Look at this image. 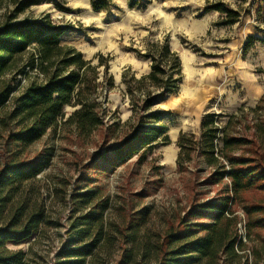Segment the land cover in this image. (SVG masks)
<instances>
[{
  "label": "rangeland",
  "instance_id": "1",
  "mask_svg": "<svg viewBox=\"0 0 264 264\" xmlns=\"http://www.w3.org/2000/svg\"><path fill=\"white\" fill-rule=\"evenodd\" d=\"M91 1L39 0L16 19L47 17L65 28L60 37L63 45L79 51L91 65L104 62L97 70L103 83L98 101L105 126L88 137L77 136L70 126L59 127L21 155L20 161H26L49 154L48 166L32 184L31 197L38 198L45 212L41 229L24 243L8 245L27 255L25 264H57L66 245L84 244L72 226L98 203H105L104 220L110 228L123 217L127 222L135 212L149 210L135 243L99 248L101 260L95 264H123L128 251L132 256L127 264H156L153 248L159 233L180 228L192 206L222 198L229 184L227 178L218 183L212 180L216 168L196 151H189V160L186 152L178 156L179 135L199 140L204 117L215 118L219 137L226 134L242 141L233 152L235 157L264 167V0H107L108 7L96 11ZM215 6L235 12L236 20L230 23L231 17L215 11ZM11 8L10 0H0V23ZM161 46H167L181 65L177 89L157 99L152 108L166 112L160 123L167 129L168 141L157 142L112 172L100 171L96 167L99 156L109 158L110 149L123 142L137 120L125 82L149 73L151 61L146 56H154L153 47ZM28 56H23L22 64L29 61ZM24 67L25 74L16 73L13 80L15 92L42 78L39 70ZM109 78L113 86L107 88L104 83ZM135 93L141 96L139 90ZM74 109L64 108L62 122ZM6 141L0 138L2 162L10 154ZM220 161L228 171V162ZM87 190L96 194L90 204L82 203L78 195ZM244 198L264 204V194L258 192L246 193ZM234 206L238 233L246 242L247 218L239 203ZM260 233L264 235V230ZM145 242L152 248L149 252Z\"/></svg>",
  "mask_w": 264,
  "mask_h": 264
},
{
  "label": "trees",
  "instance_id": "2",
  "mask_svg": "<svg viewBox=\"0 0 264 264\" xmlns=\"http://www.w3.org/2000/svg\"><path fill=\"white\" fill-rule=\"evenodd\" d=\"M10 3L12 8L0 23V138L7 140L6 149L10 153L8 160L0 161V264H25L27 255L10 250L8 245L24 243L41 229L45 212L38 198L31 197L32 184L48 166L49 154L26 161H20L21 155L59 127L70 126L77 136L88 137L105 126L104 109L98 101L102 91L99 86L103 83H99L97 70L104 62L91 65L79 51L63 45L60 37L65 28L54 25L47 17L16 21L39 0H10ZM108 5L107 0L91 1L95 11L104 10ZM213 9L231 17L230 23L236 20L233 11L221 6ZM153 49L155 55L146 56L151 61L149 73L125 82L132 108L138 113L137 120L123 142L110 149L109 158L104 154L99 156L96 167L100 171L112 172L139 153L151 150L157 142L168 141L167 129L160 123L166 112L152 108L157 99L177 89L181 65L167 46ZM26 54L29 61L22 64ZM24 66L39 70L42 78L15 92L13 80L16 73L25 74ZM106 71L105 66L103 76ZM6 75L14 78L7 79ZM106 81L105 87L113 86L110 78ZM135 90H139L141 96L137 97ZM67 106L75 109L62 122ZM214 119L212 115L202 119L199 140L179 135L178 156L184 157L186 152L189 160V151H196L208 166L216 168L212 180L218 183L227 178L229 184L222 198L192 206L180 221V228L159 233L153 248L156 264H264V235L260 233L264 230V204L248 203L244 198L246 193L264 194V167L247 158L235 157L233 152L242 141L226 134L219 137L213 126ZM111 124L116 126L115 122ZM216 142L220 143V149ZM220 159L228 162V171ZM78 195L86 204L94 202L96 197L93 190ZM235 203L242 206L247 218L246 242L238 233ZM96 205L82 217V222L72 226L75 236L84 244L66 245L60 254L62 260L57 264H95L100 256L99 248L135 243L148 208L135 212L127 222L123 217L120 224L110 228L104 220L105 203ZM144 246L147 252L152 249L146 242ZM248 250L252 256L250 262ZM131 256L132 251H128L123 256V264H127Z\"/></svg>",
  "mask_w": 264,
  "mask_h": 264
}]
</instances>
